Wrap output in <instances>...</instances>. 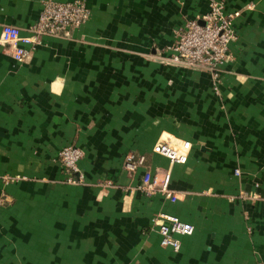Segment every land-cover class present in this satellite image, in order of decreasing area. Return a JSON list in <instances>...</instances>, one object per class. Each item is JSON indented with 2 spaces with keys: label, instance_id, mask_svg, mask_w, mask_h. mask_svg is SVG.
I'll return each instance as SVG.
<instances>
[{
  "label": "crops",
  "instance_id": "obj_1",
  "mask_svg": "<svg viewBox=\"0 0 264 264\" xmlns=\"http://www.w3.org/2000/svg\"><path fill=\"white\" fill-rule=\"evenodd\" d=\"M82 1L89 19L22 62L0 45V264H264V0H221L240 13L216 90L158 58L211 0ZM41 2L0 0V26L27 35ZM164 131L190 141L184 164L152 151ZM65 145L83 150L82 184ZM167 171L173 198L141 190ZM161 213L194 227L178 251Z\"/></svg>",
  "mask_w": 264,
  "mask_h": 264
},
{
  "label": "built area",
  "instance_id": "obj_2",
  "mask_svg": "<svg viewBox=\"0 0 264 264\" xmlns=\"http://www.w3.org/2000/svg\"><path fill=\"white\" fill-rule=\"evenodd\" d=\"M239 13V11L228 12L221 0H211L205 13L186 19L177 28L174 41L166 47L167 54L160 55L159 60L174 66L209 72L214 78V89L216 90L219 72L229 58V46L237 37L233 20ZM89 17L90 11L82 0L64 2L42 0L36 19L27 27L28 34L21 36L19 28L3 24L0 26V45L10 51L15 61L22 62L40 43L42 37L68 32L71 28L84 24ZM190 148V141L166 135L155 142L152 151L167 158L170 164H184ZM82 156L83 150L77 146L65 145L58 151V157L70 172L67 178L70 183L75 184L82 181L78 168V162ZM143 161L142 154L128 152L124 156V168L133 171ZM73 172L79 173L77 178L72 176ZM234 173L238 174V169H235ZM169 182L170 172L168 171L162 174L159 182L156 176L145 177L141 190L150 195L157 189L166 198L171 199L174 195L169 188ZM242 197L239 195L231 199H242ZM2 201L0 198V204ZM159 217L163 220L158 225L160 245L178 251L180 241L176 235H190L194 230L193 225L171 214L161 213ZM256 264L263 263L258 261Z\"/></svg>",
  "mask_w": 264,
  "mask_h": 264
},
{
  "label": "rangeland",
  "instance_id": "obj_3",
  "mask_svg": "<svg viewBox=\"0 0 264 264\" xmlns=\"http://www.w3.org/2000/svg\"><path fill=\"white\" fill-rule=\"evenodd\" d=\"M166 135H169V136H172L171 134H169L168 132H161L160 134H159V136H158V138H157V140L159 139V138H164V137H166ZM172 137H174V136H172ZM174 138H176V137H174ZM156 140V141H157ZM129 152H134V151H129ZM58 160H59V162H60V164L63 166V168H66V169H68L67 167H65V165H64V163H63V161H61V159L58 157ZM10 180H12V178H10L9 179V181ZM67 180V179H66ZM68 182V181H67ZM68 183H70V182H68ZM71 184H73V183H71ZM80 184H82V183H80ZM3 204V202L0 204V205H2Z\"/></svg>",
  "mask_w": 264,
  "mask_h": 264
}]
</instances>
